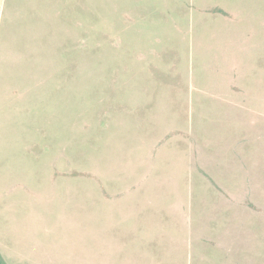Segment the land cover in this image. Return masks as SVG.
Wrapping results in <instances>:
<instances>
[{
	"label": "rangeland",
	"instance_id": "obj_1",
	"mask_svg": "<svg viewBox=\"0 0 264 264\" xmlns=\"http://www.w3.org/2000/svg\"><path fill=\"white\" fill-rule=\"evenodd\" d=\"M8 264H264V0H0Z\"/></svg>",
	"mask_w": 264,
	"mask_h": 264
},
{
	"label": "trees",
	"instance_id": "obj_2",
	"mask_svg": "<svg viewBox=\"0 0 264 264\" xmlns=\"http://www.w3.org/2000/svg\"><path fill=\"white\" fill-rule=\"evenodd\" d=\"M0 264H8L0 252Z\"/></svg>",
	"mask_w": 264,
	"mask_h": 264
}]
</instances>
